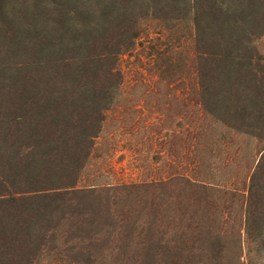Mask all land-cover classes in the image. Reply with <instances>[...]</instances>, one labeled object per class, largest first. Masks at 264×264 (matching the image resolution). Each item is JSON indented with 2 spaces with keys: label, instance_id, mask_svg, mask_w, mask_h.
<instances>
[{
  "label": "rangeland",
  "instance_id": "rangeland-1",
  "mask_svg": "<svg viewBox=\"0 0 264 264\" xmlns=\"http://www.w3.org/2000/svg\"><path fill=\"white\" fill-rule=\"evenodd\" d=\"M24 3L0 0V20ZM158 15L138 18L134 45L115 62L118 83L105 94L98 133L74 182L42 218L28 212L31 205L1 222L13 238L3 251L20 253L3 261L264 264V233L252 242L246 232L250 177L264 140L212 109L191 19ZM254 43L264 52V36ZM7 60L25 56L12 51Z\"/></svg>",
  "mask_w": 264,
  "mask_h": 264
},
{
  "label": "trees",
  "instance_id": "trees-1",
  "mask_svg": "<svg viewBox=\"0 0 264 264\" xmlns=\"http://www.w3.org/2000/svg\"><path fill=\"white\" fill-rule=\"evenodd\" d=\"M89 1L23 0L15 17L1 15L0 264L20 256L2 249L13 239L3 219L31 205L28 212L42 218L74 182L98 133L105 94L118 83L115 62L134 45L142 15L191 19L212 109L264 140V52L254 43L264 36V0ZM12 51L25 61L10 65ZM246 232L252 242L264 233V150L250 177Z\"/></svg>",
  "mask_w": 264,
  "mask_h": 264
}]
</instances>
